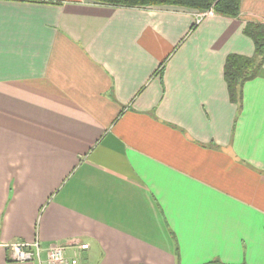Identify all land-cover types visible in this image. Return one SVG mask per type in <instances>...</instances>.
<instances>
[{
    "label": "crops",
    "instance_id": "crops-1",
    "mask_svg": "<svg viewBox=\"0 0 264 264\" xmlns=\"http://www.w3.org/2000/svg\"><path fill=\"white\" fill-rule=\"evenodd\" d=\"M239 8L0 0V264H264V63L240 107L223 76L264 0Z\"/></svg>",
    "mask_w": 264,
    "mask_h": 264
},
{
    "label": "trees",
    "instance_id": "trees-1",
    "mask_svg": "<svg viewBox=\"0 0 264 264\" xmlns=\"http://www.w3.org/2000/svg\"><path fill=\"white\" fill-rule=\"evenodd\" d=\"M96 4L122 7L148 8L156 6H174L193 11L211 10L220 16L236 18L240 15V0H88ZM192 25L190 30H193ZM243 33L253 43L252 57L228 55L223 66V76L227 86L229 100L240 107L243 84L257 77L264 63V23L247 21ZM204 264H224L212 260Z\"/></svg>",
    "mask_w": 264,
    "mask_h": 264
},
{
    "label": "built area",
    "instance_id": "built-area-1",
    "mask_svg": "<svg viewBox=\"0 0 264 264\" xmlns=\"http://www.w3.org/2000/svg\"><path fill=\"white\" fill-rule=\"evenodd\" d=\"M212 11H196L193 15L194 25H199L202 20L210 14ZM85 245H79L78 250L85 249ZM65 247L60 245H54L46 250L45 261L41 260L40 257V247L38 242L34 241L32 243H16L10 245L11 257L15 261L19 262H32L35 257L38 264H77L76 253L74 252V258L68 260L64 256Z\"/></svg>",
    "mask_w": 264,
    "mask_h": 264
},
{
    "label": "rangeland",
    "instance_id": "rangeland-1",
    "mask_svg": "<svg viewBox=\"0 0 264 264\" xmlns=\"http://www.w3.org/2000/svg\"><path fill=\"white\" fill-rule=\"evenodd\" d=\"M156 7H157V6H156ZM173 7H174V6H173ZM194 13H195V11H194ZM194 13H193V15H194ZM32 263H33V264H38V263H37V260H36V258H35V257L33 258V261H32Z\"/></svg>",
    "mask_w": 264,
    "mask_h": 264
}]
</instances>
